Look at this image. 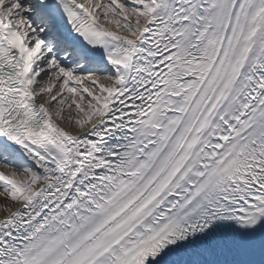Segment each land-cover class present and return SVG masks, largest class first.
<instances>
[{
    "label": "snow or ice",
    "instance_id": "6c2138e0",
    "mask_svg": "<svg viewBox=\"0 0 264 264\" xmlns=\"http://www.w3.org/2000/svg\"><path fill=\"white\" fill-rule=\"evenodd\" d=\"M0 264H264V0H0Z\"/></svg>",
    "mask_w": 264,
    "mask_h": 264
},
{
    "label": "bare ground",
    "instance_id": "6f19581e",
    "mask_svg": "<svg viewBox=\"0 0 264 264\" xmlns=\"http://www.w3.org/2000/svg\"><path fill=\"white\" fill-rule=\"evenodd\" d=\"M0 202H2V201H0Z\"/></svg>",
    "mask_w": 264,
    "mask_h": 264
}]
</instances>
